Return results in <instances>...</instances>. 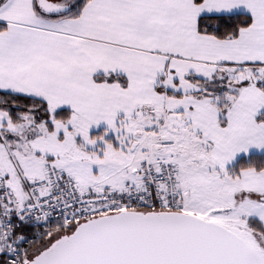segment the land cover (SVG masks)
I'll return each instance as SVG.
<instances>
[{
	"label": "crops",
	"instance_id": "1",
	"mask_svg": "<svg viewBox=\"0 0 264 264\" xmlns=\"http://www.w3.org/2000/svg\"><path fill=\"white\" fill-rule=\"evenodd\" d=\"M37 11L34 0H0V22L6 24L0 31V91L39 99L51 114L71 111L67 122L74 129L69 130L90 137L115 130L120 118L149 116L152 108L160 125L177 115L208 143L255 142L249 152L264 150V120L258 122V115L264 114L263 91L252 84L243 87L225 114L226 124L219 126L212 97L187 79L193 75L210 81L224 67L264 68V0H87L76 17ZM232 13L252 18L236 38L220 40L198 32L200 16ZM101 75L121 76L126 84L96 81ZM177 101L182 104L171 103ZM23 123L41 125L28 117ZM141 126L144 123L137 124ZM23 144L12 142L11 152L0 149V177L19 202L27 199L23 177L42 178L45 164L28 142ZM138 148L140 141L130 150ZM10 157L19 166L12 165ZM229 165L228 160L225 167ZM139 172L137 160L106 180L128 174L120 188L125 182L137 183ZM260 173L247 169L238 177L246 189L262 191L264 184L256 177ZM5 259L6 247L0 242V261L6 264Z\"/></svg>",
	"mask_w": 264,
	"mask_h": 264
},
{
	"label": "rangeland",
	"instance_id": "2",
	"mask_svg": "<svg viewBox=\"0 0 264 264\" xmlns=\"http://www.w3.org/2000/svg\"><path fill=\"white\" fill-rule=\"evenodd\" d=\"M263 71L264 68L262 73ZM220 73L228 79L217 84L216 88L227 90L228 93L234 86L233 81H244L248 78L245 71ZM239 95L240 92L228 110L236 103ZM191 96L195 97L193 94ZM171 103L180 105L182 101ZM153 111L155 110L152 108L147 110L149 116L120 118L115 130L96 131L92 137L85 131L78 133L69 130L74 129L72 122H56L54 119L51 120L52 132L44 128L43 123L14 126L8 115L0 111V149L5 147L11 152L12 142H19L21 146L28 142L29 150L33 155L39 156L40 161H54L71 173L81 187L95 189L118 188L127 180L128 174L119 175V178L114 180L106 179L115 171L130 166L133 161L139 160L141 163L148 158L169 161L175 167L177 189L182 196L181 210L237 231L257 251L264 264V190L246 189L238 177L240 171L234 173L230 170L240 157L249 153H262L264 150L249 152L255 142L214 140L208 143L198 137L192 125L182 117L171 115L160 125L162 120L160 116L155 117ZM263 120L264 114H259L258 122ZM140 122L144 123V126L137 127ZM139 141L140 148L131 152L130 147ZM125 145L128 148H125ZM10 160L12 165L19 166L13 157H10ZM228 160L230 165L225 167ZM19 170L24 173L21 168ZM256 172H261L256 177L264 184V170ZM23 178L34 179L32 176ZM67 232L69 230L49 236L43 244L31 251L29 261L53 241L67 235ZM0 264L4 262L1 260Z\"/></svg>",
	"mask_w": 264,
	"mask_h": 264
},
{
	"label": "water",
	"instance_id": "3",
	"mask_svg": "<svg viewBox=\"0 0 264 264\" xmlns=\"http://www.w3.org/2000/svg\"><path fill=\"white\" fill-rule=\"evenodd\" d=\"M34 1L37 10L47 16H59L71 8V4L51 0ZM29 264L263 263L231 231L193 214L122 212L77 226Z\"/></svg>",
	"mask_w": 264,
	"mask_h": 264
},
{
	"label": "built area",
	"instance_id": "4",
	"mask_svg": "<svg viewBox=\"0 0 264 264\" xmlns=\"http://www.w3.org/2000/svg\"><path fill=\"white\" fill-rule=\"evenodd\" d=\"M27 199L17 200L0 177V242L6 264H29L31 249L42 239L98 218L122 212H181L174 165L160 158L140 163L137 183L122 187L83 188L54 161L44 164L42 178H24Z\"/></svg>",
	"mask_w": 264,
	"mask_h": 264
},
{
	"label": "trees",
	"instance_id": "5",
	"mask_svg": "<svg viewBox=\"0 0 264 264\" xmlns=\"http://www.w3.org/2000/svg\"><path fill=\"white\" fill-rule=\"evenodd\" d=\"M201 2V0H195ZM87 0H75L71 3L70 10L62 15L76 17L80 14L83 6ZM252 22L251 16L245 13H232L220 15H202L197 21V29L201 34L211 35L217 39H233L239 35V32L248 27ZM6 28V24L0 22V31ZM261 65H248L243 67H230L218 70L217 74L210 80L197 78L193 75H188L187 79L201 88L203 95H210L213 99V105L219 112V125L226 124L225 114L229 106L233 103L238 92L247 85H255L264 92V71ZM233 71H245L248 77L244 81H233V88L229 90H219L216 85L227 81L224 75L220 72L230 73ZM96 81L99 82H118L125 85L126 81L123 77L117 75H101L97 76ZM168 96H180L177 93L170 91L164 92ZM0 111L5 112L13 124L22 123L25 117L33 120L35 123H44L48 131H52L53 126L51 119L66 122L71 116V111L66 109L56 110L52 114L49 111L47 104L39 99L12 94L9 92L0 91ZM253 169L255 171L264 170V152L262 153H249L240 157L231 166L232 172L238 173L241 170ZM74 231L69 229L68 234ZM46 241V238L40 240L32 249L40 246Z\"/></svg>",
	"mask_w": 264,
	"mask_h": 264
},
{
	"label": "bare ground",
	"instance_id": "6",
	"mask_svg": "<svg viewBox=\"0 0 264 264\" xmlns=\"http://www.w3.org/2000/svg\"><path fill=\"white\" fill-rule=\"evenodd\" d=\"M220 225V224H219ZM222 226V225H221ZM222 227H224V226H222ZM226 228V227H225ZM227 230H229V231H231L234 235H236L237 237H239L250 249H252L253 250V252L258 256V258L260 259V261L262 262V259H261V257H260V255L257 253V251H255L254 249H253V247H251L249 244H248V242L245 240V239H243V237H241L240 235H239V233L237 232V231H235V230H232V229H229V228H226ZM263 263V262H262Z\"/></svg>",
	"mask_w": 264,
	"mask_h": 264
}]
</instances>
